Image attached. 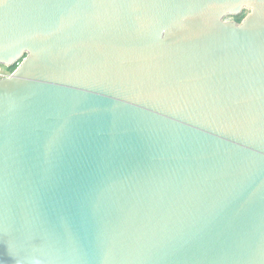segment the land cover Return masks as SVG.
I'll list each match as a JSON object with an SVG mask.
<instances>
[{
    "label": "water",
    "instance_id": "95a60500",
    "mask_svg": "<svg viewBox=\"0 0 264 264\" xmlns=\"http://www.w3.org/2000/svg\"><path fill=\"white\" fill-rule=\"evenodd\" d=\"M0 67V264H264V0H0Z\"/></svg>",
    "mask_w": 264,
    "mask_h": 264
},
{
    "label": "rangeland",
    "instance_id": "374dc122",
    "mask_svg": "<svg viewBox=\"0 0 264 264\" xmlns=\"http://www.w3.org/2000/svg\"><path fill=\"white\" fill-rule=\"evenodd\" d=\"M243 17H244V15L241 18H243ZM12 70L11 69L7 70V69H5V67H0V74H3V75L4 74H9V73H11Z\"/></svg>",
    "mask_w": 264,
    "mask_h": 264
},
{
    "label": "flooded vegetation",
    "instance_id": "af4514ba",
    "mask_svg": "<svg viewBox=\"0 0 264 264\" xmlns=\"http://www.w3.org/2000/svg\"><path fill=\"white\" fill-rule=\"evenodd\" d=\"M5 69H7V68H5ZM7 70H9V69H7ZM9 74H10V73H9ZM9 74H4L3 76L6 77V76H8Z\"/></svg>",
    "mask_w": 264,
    "mask_h": 264
},
{
    "label": "built area",
    "instance_id": "2783aa9c",
    "mask_svg": "<svg viewBox=\"0 0 264 264\" xmlns=\"http://www.w3.org/2000/svg\"><path fill=\"white\" fill-rule=\"evenodd\" d=\"M4 76H3V74H0V78H3Z\"/></svg>",
    "mask_w": 264,
    "mask_h": 264
}]
</instances>
